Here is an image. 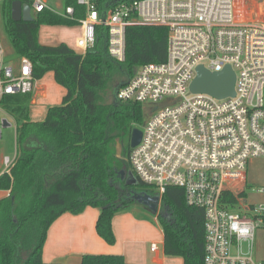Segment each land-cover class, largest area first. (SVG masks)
I'll use <instances>...</instances> for the list:
<instances>
[{
    "label": "built area",
    "instance_id": "obj_1",
    "mask_svg": "<svg viewBox=\"0 0 264 264\" xmlns=\"http://www.w3.org/2000/svg\"><path fill=\"white\" fill-rule=\"evenodd\" d=\"M95 1L78 0L86 11L77 40L84 54L94 47L98 26L108 29V52L119 62L126 58L128 27L168 30L165 62L140 67L117 93L122 102L168 104L145 124L129 158L133 174L160 197L168 187L183 188L187 205L204 210V264H264L255 256L258 231L264 230V187L252 190L262 200L249 204L246 173L249 160L264 158V20L240 19L236 0H135L104 16ZM0 3L4 8L5 0ZM22 3L34 19L45 10L76 19L73 7L58 11L49 0ZM6 57L0 41V111L13 117L3 108L4 98L32 94L37 80L29 58ZM200 66L210 72L230 66L235 97L191 93ZM6 122L9 127L1 120L4 127ZM15 160L0 158L2 175ZM226 193L236 202L223 203Z\"/></svg>",
    "mask_w": 264,
    "mask_h": 264
},
{
    "label": "trees",
    "instance_id": "obj_2",
    "mask_svg": "<svg viewBox=\"0 0 264 264\" xmlns=\"http://www.w3.org/2000/svg\"><path fill=\"white\" fill-rule=\"evenodd\" d=\"M14 1L5 0L4 9L15 54L31 60L36 80L53 73L65 93L61 105L49 108L41 122L30 119L31 94L4 98V110L17 122V157L10 172L0 176V190L9 193L0 199V264H61L43 261L48 230L60 216L79 215L88 207L99 209L96 232L114 245L113 218L133 207V194L158 195L141 182L135 187L122 180L121 171L132 172L131 136L135 125L143 124L144 110L142 104L118 100L117 93L140 67L165 62L168 30L128 27L126 58L119 62L108 52L109 32L104 26L97 27L95 45L85 54L64 43H39L41 26L80 25L86 11L78 0H62L63 11L74 8L75 20L45 10L31 22L12 20ZM133 1L95 2L104 16ZM118 146L122 159H118ZM235 202L228 193L224 195L223 203ZM161 204L168 212L158 216L165 255L180 257L184 264H204V210L188 206L180 187H168ZM80 264L131 263L118 255H84Z\"/></svg>",
    "mask_w": 264,
    "mask_h": 264
},
{
    "label": "crops",
    "instance_id": "obj_3",
    "mask_svg": "<svg viewBox=\"0 0 264 264\" xmlns=\"http://www.w3.org/2000/svg\"><path fill=\"white\" fill-rule=\"evenodd\" d=\"M44 30L55 38L54 40L48 38L45 43H40L41 45L55 46L64 43L76 53L84 54L77 45V40L84 32L81 24L75 27L46 26ZM64 93V89L55 82L53 73H48L37 80L36 88L31 94V105L47 104L49 108L60 106ZM47 112L38 110L37 116L30 115V119L34 122L44 121ZM3 193L4 197L9 194L7 191ZM135 210L131 208L114 216L112 221L116 238L114 245L107 244L96 232L99 209L88 207L79 215L63 214L48 230L43 246V261L80 264L84 255H118L123 256L131 264H184L180 257L165 255L164 234L158 216L150 217L145 211ZM258 232L261 234H257L255 256L260 262L264 259V230ZM153 245L157 246L156 251L151 250Z\"/></svg>",
    "mask_w": 264,
    "mask_h": 264
},
{
    "label": "rangeland",
    "instance_id": "obj_4",
    "mask_svg": "<svg viewBox=\"0 0 264 264\" xmlns=\"http://www.w3.org/2000/svg\"><path fill=\"white\" fill-rule=\"evenodd\" d=\"M50 4L53 6V8L57 9L58 11H63L64 9L62 0H50ZM236 13L238 17H240V19L245 21H250L252 19L253 21H262L264 20V0H236ZM241 16L243 17L241 18ZM6 25H7L6 11L3 8V5L0 3V41L5 51L7 52L6 60L11 61L13 59L15 60L16 57L18 56L15 54V51L11 44V40L6 29ZM45 28L46 26H41L39 29L38 32L39 43H45L48 38L50 39L52 38L53 40L55 38L52 34H50V32H45L44 30ZM31 102L29 105L31 116H33V114L37 116L38 110L40 111L49 110V105L47 106V104L33 106L31 105ZM166 106H168V104L165 101L160 102L156 105L150 103L143 104V110H144L143 124L142 125L136 124L135 129L138 128L142 131L145 124L148 122V120L151 118L154 112ZM2 119H7L11 125L9 127H4L1 124ZM16 127H17L16 119L14 117L7 115V113L0 111V129H2V138L0 139V158L4 157V158H9L11 161L15 160L17 155ZM117 150L119 157L118 159L124 158V156H122L121 153V146H118ZM2 173H3V168L0 169V176L2 175ZM246 173H247L248 189H250V192H248L247 195L248 203L249 204L258 203L261 201V198L258 194H256L252 190L260 187H264V158L249 160ZM3 192L4 191L0 190V199H2L5 196V193ZM132 208H135L136 212L145 211L148 213L146 215H149L150 217L155 216L140 204L135 203ZM162 210L165 214L168 213L166 212V210L164 209ZM258 234L260 235L261 233L258 232ZM261 247L262 245L260 246V250ZM260 254L261 252H259V255Z\"/></svg>",
    "mask_w": 264,
    "mask_h": 264
},
{
    "label": "water",
    "instance_id": "obj_5",
    "mask_svg": "<svg viewBox=\"0 0 264 264\" xmlns=\"http://www.w3.org/2000/svg\"><path fill=\"white\" fill-rule=\"evenodd\" d=\"M12 20L14 22H31L34 18L31 16V9L27 4L21 1H14L12 4ZM236 74L230 66H227L221 72H210L203 66L198 67L197 76L192 81L190 91L193 94H206L218 100L235 97ZM8 126V123H5ZM142 139V131L138 128L134 129L131 136V148L139 145ZM122 180H125L128 186H138L139 181L133 172L121 171ZM133 200L149 210L153 215L160 216L164 212L161 209V197L159 195H149L147 193H135Z\"/></svg>",
    "mask_w": 264,
    "mask_h": 264
},
{
    "label": "flooded vegetation",
    "instance_id": "obj_6",
    "mask_svg": "<svg viewBox=\"0 0 264 264\" xmlns=\"http://www.w3.org/2000/svg\"><path fill=\"white\" fill-rule=\"evenodd\" d=\"M165 215V214H164Z\"/></svg>",
    "mask_w": 264,
    "mask_h": 264
}]
</instances>
